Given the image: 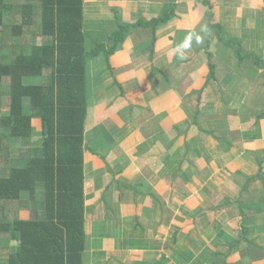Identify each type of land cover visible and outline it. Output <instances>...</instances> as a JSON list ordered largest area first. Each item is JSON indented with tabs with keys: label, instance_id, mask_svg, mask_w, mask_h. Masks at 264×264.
Wrapping results in <instances>:
<instances>
[{
	"label": "crops",
	"instance_id": "0c3cea01",
	"mask_svg": "<svg viewBox=\"0 0 264 264\" xmlns=\"http://www.w3.org/2000/svg\"><path fill=\"white\" fill-rule=\"evenodd\" d=\"M170 6L110 67L87 61L82 264H264V0H83L84 29L108 38Z\"/></svg>",
	"mask_w": 264,
	"mask_h": 264
},
{
	"label": "trees",
	"instance_id": "16d2710c",
	"mask_svg": "<svg viewBox=\"0 0 264 264\" xmlns=\"http://www.w3.org/2000/svg\"><path fill=\"white\" fill-rule=\"evenodd\" d=\"M172 7L122 22L89 48L83 0H0V112L5 99L9 107L0 115V264H82L87 61L102 55L110 67L130 28L166 22ZM228 45L239 60L260 63ZM34 119L42 141L26 145Z\"/></svg>",
	"mask_w": 264,
	"mask_h": 264
},
{
	"label": "rangeland",
	"instance_id": "374dc122",
	"mask_svg": "<svg viewBox=\"0 0 264 264\" xmlns=\"http://www.w3.org/2000/svg\"><path fill=\"white\" fill-rule=\"evenodd\" d=\"M97 26H99L98 24H96ZM87 32V31H86ZM112 32H114V31H112ZM112 32H110L109 34H112ZM87 33H89V32H87ZM103 33V32H102ZM103 38V39H102ZM101 39H99V40H101V41H99L98 39H96L94 42H102V43H104V42H107V40H109L108 38H106V37H102ZM92 39H93V37H92V35H90L89 34V36H87V38H86V46L87 47H92V45L94 44V42L92 41ZM37 41L40 43L42 40H41V37H38L37 38ZM225 46L227 47V49H230V46L228 45V44H225ZM228 58L227 57H225L224 56V58L222 59V62H225L226 63V60H227ZM105 60V59H104ZM241 62H243V61H241ZM208 68H209V71H208V73H207V75H208V78L209 77H211L210 75H209V73H210V67L208 66ZM232 68H234V66H232ZM222 82V79L220 80V83ZM221 86L222 87H226V88H228L229 87V85H227V82L225 81V82H223L222 84H221ZM220 85H219V87H218V89H220V88H222ZM231 88L233 87V85L231 84V86H230ZM229 87V88H230ZM257 88H256V85H254V86H252V89L250 90V92L248 93V92H244L245 93V99L246 98H248L249 96H251V95H253V93H254V91L256 90ZM225 90H227V89H225ZM248 100V99H247ZM187 101V100H186ZM185 102V101H184ZM8 105H7V101H6V99H5V101H4V103H3V108H2V110H1V112H0V115H4V114H6L7 112H8ZM36 129V128H35ZM37 132H38V130H36ZM39 133V132H38ZM41 133V132H40ZM42 135V134H41ZM36 137H38V134L37 133H34V135H33V140L31 139V140H29V139H27V141L25 140V144H31V142H33L34 141V139H36ZM41 138H42V136H41Z\"/></svg>",
	"mask_w": 264,
	"mask_h": 264
},
{
	"label": "clouds",
	"instance_id": "9594fccd",
	"mask_svg": "<svg viewBox=\"0 0 264 264\" xmlns=\"http://www.w3.org/2000/svg\"><path fill=\"white\" fill-rule=\"evenodd\" d=\"M193 36L194 34L187 35L185 39L179 45H177L175 51L181 58H184L185 52L188 51L192 47ZM195 41L197 44H200L203 42L201 36L199 35H195Z\"/></svg>",
	"mask_w": 264,
	"mask_h": 264
}]
</instances>
